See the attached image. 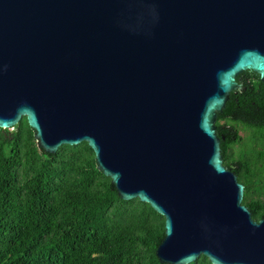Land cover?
Listing matches in <instances>:
<instances>
[{
  "label": "water",
  "instance_id": "95a60500",
  "mask_svg": "<svg viewBox=\"0 0 264 264\" xmlns=\"http://www.w3.org/2000/svg\"><path fill=\"white\" fill-rule=\"evenodd\" d=\"M264 87V0H0V129L87 143L124 201L164 218L160 264H264V219L223 165L216 113Z\"/></svg>",
  "mask_w": 264,
  "mask_h": 264
},
{
  "label": "trees",
  "instance_id": "16d2710c",
  "mask_svg": "<svg viewBox=\"0 0 264 264\" xmlns=\"http://www.w3.org/2000/svg\"><path fill=\"white\" fill-rule=\"evenodd\" d=\"M216 113L224 167L244 186L242 204L264 219V87L244 71ZM23 117L0 129V264H160L164 218L122 200L87 143L49 154ZM190 264H211L200 256Z\"/></svg>",
  "mask_w": 264,
  "mask_h": 264
}]
</instances>
